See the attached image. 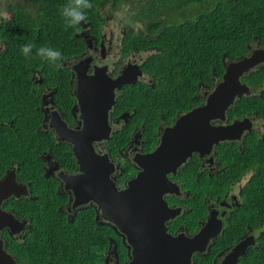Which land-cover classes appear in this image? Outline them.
I'll list each match as a JSON object with an SVG mask.
<instances>
[{
    "label": "flooded vegetation",
    "instance_id": "1",
    "mask_svg": "<svg viewBox=\"0 0 264 264\" xmlns=\"http://www.w3.org/2000/svg\"><path fill=\"white\" fill-rule=\"evenodd\" d=\"M132 23L129 21V25L133 26ZM81 24L80 34L86 49L64 62L70 71L68 97L57 96L55 87L42 86L38 72L33 73L32 79L38 85L31 87V94H23L25 86H15L9 95V86H0V181L12 177L14 181L11 179L10 185L15 189L0 202V212L11 219L10 224L7 221L0 228V242L4 253L15 264H92V245L77 244V237L69 230L79 214L86 212L89 217L88 209L92 206L96 221L107 225L114 234L109 236L102 264H128L131 259L132 246L128 237L102 217L92 200L76 201L69 182L80 185L82 171L73 152L74 144L55 132L60 121L65 124L63 130H73V137L81 130L84 123L82 106L84 102L92 103V97L96 96L92 94L93 85L106 83L114 89V102L107 113L110 136L94 141L93 147L99 156L106 155L109 163H113L112 178L118 191L124 190L130 178L141 170L135 161L136 154L152 152L162 130L175 120L169 122L159 117L156 124L158 140L154 145L143 134L144 123L141 122L140 127L134 126L124 145L110 146V137L129 123L130 117L126 110L116 111L117 98L127 85L141 83L143 88L154 87L142 65L159 49L148 46L137 52L123 53V37L131 31L128 25H119L108 37H105L103 27L97 38L88 23L82 21ZM134 68L140 72L133 74ZM219 80L216 79L212 88ZM210 90H203L201 95ZM244 117L249 118L251 129L245 130L238 139L215 143L205 154L194 151L175 173L167 174L177 191L166 192L163 199L177 213L164 221L166 233L172 237L182 234L191 242L201 232V241H197L199 248L190 251L185 264H264V213L254 211L251 200L244 195L255 169L252 167L231 180L223 155L217 149L219 145L229 144L243 150L248 133L264 134V119L254 113ZM226 122L230 121L225 116L224 121L213 123ZM24 161L26 167L21 166ZM53 186L59 197L48 198L44 203L39 194L47 195L46 191ZM42 208L58 213L49 214L39 222L33 211ZM51 225H59V228L52 229ZM58 238H61L60 243L54 246L52 243L55 244Z\"/></svg>",
    "mask_w": 264,
    "mask_h": 264
},
{
    "label": "trees",
    "instance_id": "2",
    "mask_svg": "<svg viewBox=\"0 0 264 264\" xmlns=\"http://www.w3.org/2000/svg\"><path fill=\"white\" fill-rule=\"evenodd\" d=\"M124 1L89 0L92 7L85 10L84 22L97 38L105 23L103 7L109 4L115 8ZM68 2L20 0L19 4L10 5V18L0 24V86H9V95L15 86H25L23 94H31V87L38 85L32 79L34 72L41 75L42 86L56 88L57 96L70 95V71L64 62L83 52L86 43L79 35L81 23L66 26L61 12ZM127 13L128 20L132 24L137 22L138 26L131 27L124 35L123 53L137 52L148 46H156L159 52L142 65L154 87L143 88L141 83L127 85L116 100V111L126 110L130 117L129 123L110 137V146L114 148L124 145L134 126L140 127L141 122L144 123L143 134L150 138L151 145L156 144V124L160 116L170 122L180 113L202 104L201 93L212 89L216 79L222 77L226 60L246 55L254 46H264V0H130ZM28 43L34 47L25 56L21 47ZM42 46L62 53L61 68L36 55ZM241 81L250 86L251 93L236 99L226 110V117L231 121L254 113L264 119V63L243 75ZM244 145L243 150L229 144L219 145L217 149L223 155L231 180L252 167L255 169L244 195L251 200L254 211L264 213V134L258 136L251 131ZM21 166L26 167L27 162ZM45 194H39L44 203L48 198L59 197L55 186ZM88 210L89 217L86 212L79 214L69 230L77 237V244L92 245V264H102L109 236L114 234L107 225L96 221L93 206ZM53 213L58 212H47L45 208L33 211L39 222ZM51 228H59V225H51ZM60 240L52 244L56 246Z\"/></svg>",
    "mask_w": 264,
    "mask_h": 264
},
{
    "label": "water",
    "instance_id": "3",
    "mask_svg": "<svg viewBox=\"0 0 264 264\" xmlns=\"http://www.w3.org/2000/svg\"><path fill=\"white\" fill-rule=\"evenodd\" d=\"M263 63L264 46L225 63L221 79L210 92L204 93V103L180 114L172 125L165 127L152 152L136 154L135 161L141 170L130 178L124 190L116 189L113 163H109L106 155L99 156L93 147L94 141L110 136L107 113L114 102L113 88L106 83L93 85L92 94L96 96L92 97V103L84 102V123L75 137L73 130L62 129L63 122L57 125V135L74 144L73 152L82 171L80 185L69 182L77 202L92 200L102 217L128 237L132 246L128 264H185L190 251L199 248L197 241H201V232L191 242L182 234L172 237L166 233L164 221L177 213L163 199L166 192L177 191L167 174L175 173L192 152L205 154L213 144L238 139L245 130L251 129L247 117L225 124L213 122L224 121L226 110L235 100L249 94L250 88L241 77ZM131 72L137 74L140 70L134 68ZM11 179L9 176L0 181V202L15 190L10 185ZM10 221L0 212V228ZM0 264H15L2 250L1 242Z\"/></svg>",
    "mask_w": 264,
    "mask_h": 264
},
{
    "label": "clouds",
    "instance_id": "4",
    "mask_svg": "<svg viewBox=\"0 0 264 264\" xmlns=\"http://www.w3.org/2000/svg\"><path fill=\"white\" fill-rule=\"evenodd\" d=\"M91 7L92 4L89 2V0H69V2L63 6L61 12L62 16L66 20V26L75 27L79 25L82 21H85L87 19L85 10L90 9ZM33 47L34 45L32 43H28L21 47V51L25 56H27L30 54ZM36 55L50 61L57 69L62 67L61 62L63 61L64 57L58 49L42 46L37 49ZM250 93H251V89L249 94ZM225 116H226V112H225Z\"/></svg>",
    "mask_w": 264,
    "mask_h": 264
},
{
    "label": "rangeland",
    "instance_id": "5",
    "mask_svg": "<svg viewBox=\"0 0 264 264\" xmlns=\"http://www.w3.org/2000/svg\"><path fill=\"white\" fill-rule=\"evenodd\" d=\"M129 1L130 0H125L115 8L110 7L109 4H106L103 7V13L105 15V26L103 32L105 33V37H108L111 32H116L119 25H128V29L133 26H138L137 22L132 24L133 26L129 25V20L127 18ZM14 3L19 4L20 0H0V24L3 19L7 20L10 18L11 11L9 7Z\"/></svg>",
    "mask_w": 264,
    "mask_h": 264
},
{
    "label": "bare ground",
    "instance_id": "6",
    "mask_svg": "<svg viewBox=\"0 0 264 264\" xmlns=\"http://www.w3.org/2000/svg\"><path fill=\"white\" fill-rule=\"evenodd\" d=\"M235 141V140H234ZM238 141V140H237ZM77 201V200H76ZM239 258V257H238Z\"/></svg>",
    "mask_w": 264,
    "mask_h": 264
}]
</instances>
